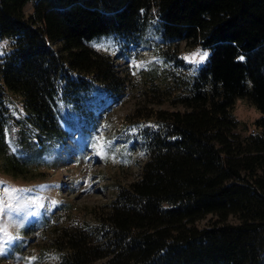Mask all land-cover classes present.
I'll return each mask as SVG.
<instances>
[{
  "label": "trees",
  "instance_id": "1",
  "mask_svg": "<svg viewBox=\"0 0 264 264\" xmlns=\"http://www.w3.org/2000/svg\"><path fill=\"white\" fill-rule=\"evenodd\" d=\"M3 38L11 44L0 56V169L22 174L21 152L4 153L6 92L20 97L36 136L60 138L63 128L95 126L123 92L112 60L86 42L158 50L189 40L208 49L194 70L161 51L155 85L182 109L150 110L148 125L137 112L123 118L124 140L147 158L105 213L59 241L57 264H264V0H0ZM235 98L257 111L253 133L236 132ZM207 215L213 222L196 226ZM37 228L28 222L22 234Z\"/></svg>",
  "mask_w": 264,
  "mask_h": 264
},
{
  "label": "rangeland",
  "instance_id": "2",
  "mask_svg": "<svg viewBox=\"0 0 264 264\" xmlns=\"http://www.w3.org/2000/svg\"><path fill=\"white\" fill-rule=\"evenodd\" d=\"M31 7L32 3H26L23 14L30 13ZM10 44V39H0V56ZM85 45L112 60L124 85L120 99L102 110L92 128L80 131L69 126L62 129L60 138L36 136V130L23 122L20 97L5 93L11 120L4 133V153L19 150L18 165L27 172L0 169V264L60 261L63 244L58 246L59 241L63 242L67 234H76L80 223H92L95 215L105 213L117 187L135 180L147 158L139 143L124 140L127 131H122L123 118L137 112L142 117L137 124L148 125L150 110L182 109L161 99L163 95L155 85L165 72L161 51L181 58L187 70L201 66L207 56L204 54H208V49L201 50L189 40L160 45L158 50L148 46L120 50L109 38ZM51 47L59 49L57 43ZM232 115L240 123L236 128L239 135L255 131L253 120L258 113L246 98L234 99ZM6 163V157L0 155V167ZM214 219L207 215L196 226L210 225ZM31 221L39 228L22 234ZM228 221L234 219L228 217ZM89 264H105V259Z\"/></svg>",
  "mask_w": 264,
  "mask_h": 264
},
{
  "label": "snow or ice",
  "instance_id": "3",
  "mask_svg": "<svg viewBox=\"0 0 264 264\" xmlns=\"http://www.w3.org/2000/svg\"><path fill=\"white\" fill-rule=\"evenodd\" d=\"M207 54L205 53L204 56H206ZM204 56H201V60H203ZM241 60H243V57H240Z\"/></svg>",
  "mask_w": 264,
  "mask_h": 264
}]
</instances>
